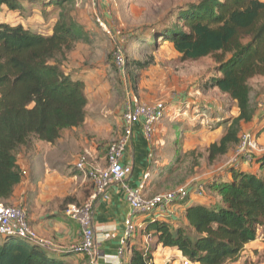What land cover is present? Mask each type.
Returning a JSON list of instances; mask_svg holds the SVG:
<instances>
[{
	"label": "trees",
	"instance_id": "16d2710c",
	"mask_svg": "<svg viewBox=\"0 0 264 264\" xmlns=\"http://www.w3.org/2000/svg\"><path fill=\"white\" fill-rule=\"evenodd\" d=\"M67 1L71 0H45L43 5L60 8ZM4 8L20 13L22 3L0 0V10ZM156 24L160 26L152 28L153 42L162 38L182 60L211 56L217 63L218 75L205 88H216L237 109L236 116L218 119L216 126L227 127L219 143L209 148L210 157L225 153L238 142L241 123L249 122L255 113L250 81L264 78V1L187 2ZM80 39H85L83 31L63 13L50 34L19 22L0 21V203H7L21 180L17 164L21 148L29 147L33 139L54 144L61 131L85 121L84 82L62 65ZM252 161L258 163V173L242 170L240 163L230 164L225 168L230 177L218 174L203 181L204 192L207 188L218 199L186 205L185 226L173 228L167 219L144 218L129 241L125 264H152V252L134 242L145 233L155 236L154 244L176 249L195 264L236 261L245 245L264 230V154L254 155ZM73 254L81 253L46 249L15 235L0 236V264H72L65 257Z\"/></svg>",
	"mask_w": 264,
	"mask_h": 264
},
{
	"label": "rangeland",
	"instance_id": "374dc122",
	"mask_svg": "<svg viewBox=\"0 0 264 264\" xmlns=\"http://www.w3.org/2000/svg\"><path fill=\"white\" fill-rule=\"evenodd\" d=\"M43 1L20 0V13L9 12L4 8L0 12V21L19 22L26 28L33 27L43 34H50L58 15L63 13L66 20L84 33L85 39L74 43L62 63L74 78L83 80L87 97L84 123L75 129L61 131L58 142L59 156H62L64 165L71 173L81 172L75 168L79 158L85 160L89 169L104 167L106 146L121 132V113L126 100L124 82L127 80L129 83L128 79L133 77L134 82H130L132 92L140 101H162L165 104L164 116L159 121L164 127L163 144L160 150L155 146L153 154L155 159L166 161L159 167L163 171L159 173L151 190L157 194L179 186L193 188L218 174L229 177L225 168L231 164L237 143L225 153L214 157H210L209 150L211 145L219 143L227 127V124L217 127V121L227 115H237L233 101L226 95L216 88H205L208 80L218 75L217 63L211 56L182 60L171 44H165L162 38L153 42L151 38L152 28L160 26L156 24L157 20L169 11L176 13L181 5L197 0H108L109 16L123 33L130 36L125 46L123 71H119L114 64L113 44L96 25L88 0L67 1L60 8L52 4L43 5ZM147 61L148 65L140 66ZM250 87L256 111L260 105L264 106V78L251 80ZM213 117L214 121L211 122ZM242 126L241 130H250ZM35 142L36 139H33L31 145L39 144ZM262 147L258 139V150H255L253 156L262 152ZM147 194H151L148 189ZM203 197L214 202L218 199L207 188ZM20 206L25 209L24 204ZM263 232H257L251 245L244 247L239 258L228 264H264ZM149 243L144 247L155 253V236H151ZM159 252L161 257H165L166 264H180L181 256L175 254L174 249H162Z\"/></svg>",
	"mask_w": 264,
	"mask_h": 264
},
{
	"label": "crops",
	"instance_id": "0c3cea01",
	"mask_svg": "<svg viewBox=\"0 0 264 264\" xmlns=\"http://www.w3.org/2000/svg\"><path fill=\"white\" fill-rule=\"evenodd\" d=\"M30 29L40 32L39 29H33V27H30ZM242 125L250 129V132L258 134L259 141L263 144L261 148L263 151L255 156L264 154L263 111L257 109L249 122L241 123V129ZM163 130L164 127L159 122L154 139L157 150H160V146L163 144ZM60 139L54 144L36 140L39 144L21 148L17 155V164L22 172L21 180L14 188L12 196L6 201L10 204H24L27 221L30 226L42 237L52 240L55 247L67 248L78 244L81 234L79 225L65 216L64 208L68 203L84 202L93 192L94 186L91 177L85 171L77 174L71 173L66 168L62 161V156H59L60 147L58 142ZM147 153L148 145L142 136L141 123L137 122L133 127L132 137L126 145L121 159L122 163L132 167V172L126 177L125 182L131 187L136 186L143 173L150 169L151 176L147 189L151 193L150 195H154L156 193L151 190V187L158 179L159 173L163 171L159 167L163 166L166 160L157 159L155 163L149 162ZM103 160V165L105 166V154ZM99 165L101 164L99 163ZM240 168L248 173H255L258 171V163L254 161L242 162ZM106 193L107 199L95 200L92 213L94 241L99 250L96 264L117 263V252L124 232V221L130 212V207L124 198L120 183L110 184L106 188ZM199 198L191 197L185 202L173 206V214L170 218H167L173 228L186 225V220L183 217L186 205L196 201L214 203L208 198ZM144 218V216H137L133 219V222L135 225H140ZM142 235H137L134 242L139 245L140 240L143 248H147L144 246L150 243L146 244ZM149 241H151V238ZM251 243H248L245 247L251 245ZM162 249L172 248L154 244L155 253H152V264H166L165 257L160 256L159 250ZM174 251L176 252L175 254H180L181 256L180 251L176 249ZM129 257L130 249L123 259L124 264L127 263ZM65 259L72 264H88L87 259L82 254L69 255Z\"/></svg>",
	"mask_w": 264,
	"mask_h": 264
},
{
	"label": "built area",
	"instance_id": "2783aa9c",
	"mask_svg": "<svg viewBox=\"0 0 264 264\" xmlns=\"http://www.w3.org/2000/svg\"><path fill=\"white\" fill-rule=\"evenodd\" d=\"M264 1V0H262ZM93 12L96 25L104 32L113 44L112 57L114 64L119 71L125 66V46L129 35L123 33L108 14V0H88ZM1 12V10H0ZM130 82L125 80L126 100L122 107L121 132L106 146L105 161L103 168L89 169L83 158L77 159L75 168L85 171L93 181L94 190L82 203H68L64 208L66 217L75 221L80 228V241L78 244L67 247L72 252L81 253L88 259V264H96L99 250L94 241L92 228V213L94 202L97 199H107L106 188L112 183H120L124 198L130 207V212L124 221V232L121 238V245L118 248V261L116 264H123V259L129 252V241L135 237V232L141 225H135L133 219L137 216H144L150 220L167 219L173 214V206L194 197H203L204 187L202 183L196 184L193 188L179 186L172 190L147 194L151 171L146 170L142 178L134 187L129 186L125 179L132 172L130 165L122 163L123 151L130 141L134 125L141 123L142 136L148 145L147 159L149 162H157L154 158L153 148L155 147V136L157 125L164 116L165 104L162 101L142 102L132 92ZM259 109L264 113V106ZM258 136L248 130L239 133L238 142L233 150L231 164L251 162L253 153L258 150ZM141 224V223H140ZM264 233V232H263ZM15 235L24 238L29 242H35L46 249H57L52 240L38 236L36 231L29 225L26 217V210L18 206H10L0 203V236ZM146 244L151 238V233L142 235ZM264 236V235H263ZM147 246V245H146ZM180 264H195L188 258L181 256Z\"/></svg>",
	"mask_w": 264,
	"mask_h": 264
}]
</instances>
